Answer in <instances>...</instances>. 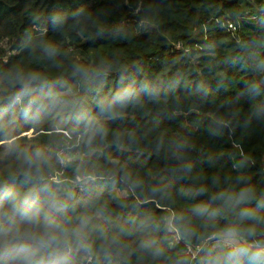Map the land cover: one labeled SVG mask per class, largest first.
<instances>
[{
    "label": "trees",
    "instance_id": "obj_1",
    "mask_svg": "<svg viewBox=\"0 0 264 264\" xmlns=\"http://www.w3.org/2000/svg\"><path fill=\"white\" fill-rule=\"evenodd\" d=\"M262 2L0 0L5 247L59 223L45 264H264L184 244L264 235Z\"/></svg>",
    "mask_w": 264,
    "mask_h": 264
},
{
    "label": "clouds",
    "instance_id": "obj_2",
    "mask_svg": "<svg viewBox=\"0 0 264 264\" xmlns=\"http://www.w3.org/2000/svg\"><path fill=\"white\" fill-rule=\"evenodd\" d=\"M39 210L32 212L25 210L23 219L29 224H38ZM27 239L29 244L21 245L15 249L5 247V241L0 236V249L9 253L7 259H0V264H45V256L40 255L42 251L52 250L59 252L60 246L70 243V230L59 223L45 224L43 231L29 233ZM52 264H64L61 260H54Z\"/></svg>",
    "mask_w": 264,
    "mask_h": 264
},
{
    "label": "built area",
    "instance_id": "obj_3",
    "mask_svg": "<svg viewBox=\"0 0 264 264\" xmlns=\"http://www.w3.org/2000/svg\"><path fill=\"white\" fill-rule=\"evenodd\" d=\"M257 9L259 10L258 12L260 14H264V2H262L261 4L257 5ZM226 27L228 28V30H230L232 33H235L237 30V25L236 23L232 22V21H226ZM79 188L81 189L83 187L82 183L80 182L79 184ZM170 230L172 232L171 235V240L175 243L178 242H183L178 229L176 228V226H174L172 224V221L170 220ZM215 242H219L221 244H223L224 246L231 248L233 250H236L238 248H240L243 245H249L252 246L256 251H258L259 253L264 254V243L262 244H257L255 241L254 243H246L244 242L242 239L233 237V238H228V239H224L223 237H220L217 234H212L209 237H206L203 241H201L200 243L197 244H189L188 242H184L185 247H186V254H191V259L195 258L196 256L200 255L201 252L206 250V247L209 246L210 244H213Z\"/></svg>",
    "mask_w": 264,
    "mask_h": 264
},
{
    "label": "rangeland",
    "instance_id": "obj_4",
    "mask_svg": "<svg viewBox=\"0 0 264 264\" xmlns=\"http://www.w3.org/2000/svg\"><path fill=\"white\" fill-rule=\"evenodd\" d=\"M140 30H141V26H140V23H136L135 24V35H138V34H140ZM5 45V44H4ZM32 129H30V130H28L27 132H22V134H26V135H28V136H31L32 135ZM70 137H73V136H70ZM62 152H64V154L63 155H61V161L62 162H65L66 161V159L65 158H67V157H69V155H67L68 154V152H65V150H62L61 149V151L59 152V154H62ZM67 153V154H66ZM65 155V156H64ZM57 175L58 174H56L55 176H53V179H56L57 178ZM227 236H229V235H227ZM232 236H230V237H223L224 239H230ZM191 259V258H190Z\"/></svg>",
    "mask_w": 264,
    "mask_h": 264
},
{
    "label": "water",
    "instance_id": "obj_5",
    "mask_svg": "<svg viewBox=\"0 0 264 264\" xmlns=\"http://www.w3.org/2000/svg\"><path fill=\"white\" fill-rule=\"evenodd\" d=\"M261 167V166H260ZM257 244H262L264 243V235H259V236H256L255 237V240H254Z\"/></svg>",
    "mask_w": 264,
    "mask_h": 264
}]
</instances>
